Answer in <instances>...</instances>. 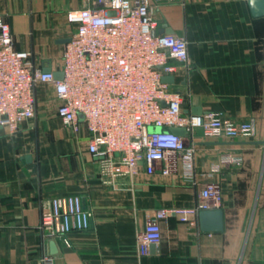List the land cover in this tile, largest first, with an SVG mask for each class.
Returning a JSON list of instances; mask_svg holds the SVG:
<instances>
[{"label": "crops", "instance_id": "0c3cea01", "mask_svg": "<svg viewBox=\"0 0 264 264\" xmlns=\"http://www.w3.org/2000/svg\"><path fill=\"white\" fill-rule=\"evenodd\" d=\"M157 31L172 30L189 41L192 67L174 75L170 88L189 94L183 110L218 112L250 121V138L184 135L195 144V179L180 166L170 175L149 173L106 184L89 150L90 132L66 126L57 114L51 84H40L36 115L11 133L0 126V264H264V16L248 0H149ZM82 0H0L15 45L35 65L62 72L65 44L76 30L67 13ZM200 111V112H199ZM232 154L240 162L226 164ZM27 156L31 159L28 160ZM216 168V169H215ZM208 182L223 192L222 231H204L199 216L161 220L162 239L139 256L137 237L161 209L192 207ZM78 194L94 211L88 228L62 237L40 230L43 210L56 196Z\"/></svg>", "mask_w": 264, "mask_h": 264}, {"label": "built area", "instance_id": "2783aa9c", "mask_svg": "<svg viewBox=\"0 0 264 264\" xmlns=\"http://www.w3.org/2000/svg\"><path fill=\"white\" fill-rule=\"evenodd\" d=\"M82 1L81 8L67 13L76 30L65 44L62 79L37 67L30 51L16 47L9 22L0 16V126L18 132L36 115L39 85L51 84L65 125L78 131L85 124L90 132L88 150L98 158L106 184L133 176L142 166L163 175L181 166L183 176L194 181L195 144L173 127L185 128L190 136L197 129L210 138L253 135V122L237 123L218 112H184L189 94L171 89L163 78L177 74L180 66L191 69L189 41L158 33L149 0ZM240 161L232 154L222 158L226 164ZM222 200L221 186L208 182L194 206L159 210L137 237L139 256L161 241L162 219L178 215L181 222H191L203 210L219 209ZM93 217L84 196H56L43 210L40 230L70 245V234L88 228ZM41 262L55 264L49 253Z\"/></svg>", "mask_w": 264, "mask_h": 264}, {"label": "water", "instance_id": "95a60500", "mask_svg": "<svg viewBox=\"0 0 264 264\" xmlns=\"http://www.w3.org/2000/svg\"><path fill=\"white\" fill-rule=\"evenodd\" d=\"M252 13L255 17H263L264 16V0H248ZM157 33V32H155ZM158 33H173L172 30H163L158 31ZM69 41V40H68ZM46 71H51L50 68H46ZM64 76L63 72H56L55 77L57 79H62ZM174 76H165L163 81L172 83L174 82ZM200 112V111H199ZM175 134L184 136L186 135L187 131L185 128L181 127H173L171 129ZM27 159L30 160L31 157L27 156ZM200 218V226L201 229L204 231H222L224 228V213L221 209H214V210H203L199 214ZM154 245H151V248Z\"/></svg>", "mask_w": 264, "mask_h": 264}]
</instances>
